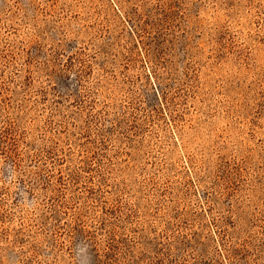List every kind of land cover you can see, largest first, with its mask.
<instances>
[{
	"label": "rangeland",
	"instance_id": "374dc122",
	"mask_svg": "<svg viewBox=\"0 0 264 264\" xmlns=\"http://www.w3.org/2000/svg\"><path fill=\"white\" fill-rule=\"evenodd\" d=\"M0 264H264V0H0Z\"/></svg>",
	"mask_w": 264,
	"mask_h": 264
}]
</instances>
